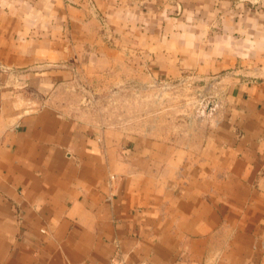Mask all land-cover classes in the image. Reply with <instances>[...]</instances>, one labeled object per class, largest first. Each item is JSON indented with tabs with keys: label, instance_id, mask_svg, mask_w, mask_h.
<instances>
[{
	"label": "crops",
	"instance_id": "obj_1",
	"mask_svg": "<svg viewBox=\"0 0 264 264\" xmlns=\"http://www.w3.org/2000/svg\"><path fill=\"white\" fill-rule=\"evenodd\" d=\"M0 264H264V0H0Z\"/></svg>",
	"mask_w": 264,
	"mask_h": 264
},
{
	"label": "rangeland",
	"instance_id": "obj_2",
	"mask_svg": "<svg viewBox=\"0 0 264 264\" xmlns=\"http://www.w3.org/2000/svg\"><path fill=\"white\" fill-rule=\"evenodd\" d=\"M135 86V87H134ZM102 97L104 107H99L102 112L105 109L109 117H119L128 120L130 117H141L148 112H154L155 116L165 115L167 119L176 115L188 116L196 110L204 113L207 108L208 93L193 87L170 88L165 85L154 84L148 91L137 84L126 83L125 80L118 87L104 93L97 94ZM104 108V109H103ZM163 121L156 119L155 124Z\"/></svg>",
	"mask_w": 264,
	"mask_h": 264
},
{
	"label": "built area",
	"instance_id": "obj_3",
	"mask_svg": "<svg viewBox=\"0 0 264 264\" xmlns=\"http://www.w3.org/2000/svg\"><path fill=\"white\" fill-rule=\"evenodd\" d=\"M206 104H207L206 106L208 107L209 106V102H207Z\"/></svg>",
	"mask_w": 264,
	"mask_h": 264
}]
</instances>
